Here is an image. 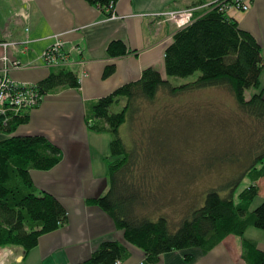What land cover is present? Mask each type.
I'll list each match as a JSON object with an SVG mask.
<instances>
[{
  "label": "trees",
  "instance_id": "obj_1",
  "mask_svg": "<svg viewBox=\"0 0 264 264\" xmlns=\"http://www.w3.org/2000/svg\"><path fill=\"white\" fill-rule=\"evenodd\" d=\"M85 1L110 16L106 7L118 0ZM208 1L190 5V23L173 33L164 54V75L151 68L143 70L138 80L94 102L86 117L91 131L111 136L106 160L108 189L102 196L87 199L86 204L110 217L124 240L144 254L142 264H156L161 255L170 252L200 249L206 254L231 235L240 238L241 258L246 264H264V252L245 236L249 228L264 231V198L252 209L260 191L257 182L264 178L262 51L252 34L221 12L214 0L210 4ZM107 53L114 59L130 51L122 42L113 41ZM114 70V65L107 66L103 77ZM195 73L199 75L194 81L181 85L167 79L188 78ZM79 86L76 74L59 68L38 82L35 89L41 101L50 92ZM206 89L221 90L231 97L237 113L233 123L238 128L244 125L243 137L213 141L211 148L200 154L191 175L184 176L186 186L179 182V194L187 196L189 184L200 180L206 184L192 197L193 205L173 221L165 210L173 206L175 197L165 199L166 182L157 183L152 164L168 169L167 173H177L178 154L181 151L183 155L176 149L179 138L173 139L171 130L157 125L174 123L168 120L171 117L179 122L185 114L172 116L166 111L161 116L155 109L145 124L142 115L147 109L143 108L155 105L161 94L173 98ZM251 89L254 93L246 98ZM120 105L118 112L110 111ZM28 110L0 113V133L8 136L0 142V248L19 247L24 254L37 246L41 236L68 222L61 203L38 190L30 177L31 171H49L59 164L60 148L41 135H13L29 121ZM137 123L142 129L136 130ZM197 124L188 120L185 127L190 131ZM122 126L129 132L131 146L119 136ZM135 132L141 136L137 138ZM183 168L181 162L180 170ZM128 257L123 244L107 241L79 264L123 263ZM191 259V255H185L187 262Z\"/></svg>",
  "mask_w": 264,
  "mask_h": 264
},
{
  "label": "crops",
  "instance_id": "obj_2",
  "mask_svg": "<svg viewBox=\"0 0 264 264\" xmlns=\"http://www.w3.org/2000/svg\"><path fill=\"white\" fill-rule=\"evenodd\" d=\"M199 1L118 0L113 16H108L85 0H0V58L7 57L0 70L6 67L7 76L16 84L35 86L57 70L46 66L42 55L60 42L74 61L66 69L78 76L80 85L42 97L27 111L29 121L13 134L41 135L60 148L59 164L49 171H31L30 177L38 190L61 203L68 222L41 236L27 254L12 247L15 256L7 264H79L107 241L119 242L128 250L129 257L122 264L143 261L144 254L124 240L110 217L86 204L87 199L102 196L108 189L106 160L111 140L107 132L91 131L86 117L94 102L138 80L143 70L151 68L164 75L165 50L176 29L161 22L159 15L188 9ZM226 14L256 39L264 66V0H252L246 12L230 9ZM113 41L122 42L130 53L110 58L107 47ZM10 43L18 44L20 51L14 52L8 45L4 48ZM14 62L18 69H13ZM110 65L115 70L104 78L103 72ZM260 83L264 85V68ZM7 137L0 133V142ZM257 185V198L263 200L264 178ZM245 236L264 252V231L249 228ZM241 254L240 238L231 235L206 254L200 249L170 252L161 255L156 264H246ZM185 255L192 259L187 262Z\"/></svg>",
  "mask_w": 264,
  "mask_h": 264
},
{
  "label": "rangeland",
  "instance_id": "obj_3",
  "mask_svg": "<svg viewBox=\"0 0 264 264\" xmlns=\"http://www.w3.org/2000/svg\"><path fill=\"white\" fill-rule=\"evenodd\" d=\"M188 9L192 10L190 7ZM183 10L175 11L179 12ZM198 75L199 73H195L188 78L168 77L167 79L173 85H181L194 81ZM261 87L264 88V85ZM253 93L254 90H248L246 92V98H249ZM120 108L121 105L113 106L110 111L118 112ZM143 109H147L142 115V117L144 116L142 122L145 124L148 121L150 114L155 112V109L157 112H160L161 116L165 114L166 111H171L170 115L172 116L173 114H185L179 122H177V118L171 117L168 120L174 123H162L157 125L162 130H166L167 128L171 130L173 139L179 138L178 143H175L176 149L177 152L181 149L183 155H181V151L178 154L177 173H171V171L167 173L168 169L164 170L155 166V163L152 164V167H154L153 172L154 174H157V183L160 181L166 182L165 191L163 192L165 199L169 200L175 197L173 206H170V208L165 211L171 216V220L177 221L182 216L184 210L193 205L195 198L192 197L199 193L201 188L206 184L204 182L205 180H200L201 182H196V184H189L186 187V191H189V194L187 196H183L182 194H179V182L182 181L181 183L183 187L186 186L183 183L185 174L191 175V167L198 162L200 154L203 151L211 148L213 141H223L227 138L230 139V136L241 139L243 137V135H241V131L244 125L242 124L243 126L238 128V125L233 123V119L237 114L235 111V105L227 93L217 89L189 92L173 98L166 97L164 95L162 96L161 94L155 105L147 106ZM199 117H202V120L199 119ZM188 120L191 121V124L193 122L194 125L197 121V125H200V127L196 125L195 129H190V131L187 130L185 125ZM221 126H223V128H221ZM139 129H142V126L137 123L136 130ZM119 136L123 139L126 146H131L132 141L126 126H122L120 128ZM135 136L139 138L141 133L135 132ZM181 162L184 166L182 171L180 170ZM181 176L183 177L181 178ZM179 199H182V202ZM261 202V198H256L252 205V209L259 206ZM14 251L13 255L8 258L5 264H7L15 256Z\"/></svg>",
  "mask_w": 264,
  "mask_h": 264
},
{
  "label": "built area",
  "instance_id": "obj_4",
  "mask_svg": "<svg viewBox=\"0 0 264 264\" xmlns=\"http://www.w3.org/2000/svg\"><path fill=\"white\" fill-rule=\"evenodd\" d=\"M251 2L252 0H214L213 4H219L218 7H220L221 12H228L230 9L246 12L249 10ZM114 5V3H110L106 7V13H110V16H113ZM192 13L193 10L189 9L179 12L169 11L159 15V19L161 22L173 25L175 29H181L190 23ZM7 45L14 52L20 51L16 43L6 44L4 48ZM42 59L49 68H68L74 65V61L69 58L60 42L54 43L46 49L42 55ZM1 63L3 65L7 63V57L5 55L0 58ZM12 67L13 69H18L20 66L17 62H14L12 63ZM2 69L0 70V113L13 112L14 114H18L22 110L36 107L40 102V97L35 86L16 84L7 76L6 67ZM13 251L14 249L12 247L0 248V264H5L8 258L13 255ZM115 264H122V262L117 261ZM139 264H142V262Z\"/></svg>",
  "mask_w": 264,
  "mask_h": 264
}]
</instances>
